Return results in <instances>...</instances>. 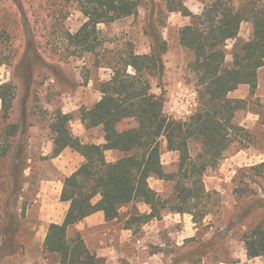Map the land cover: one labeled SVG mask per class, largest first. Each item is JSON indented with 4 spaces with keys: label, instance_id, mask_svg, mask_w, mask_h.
Wrapping results in <instances>:
<instances>
[{
    "label": "rangeland",
    "instance_id": "374dc122",
    "mask_svg": "<svg viewBox=\"0 0 264 264\" xmlns=\"http://www.w3.org/2000/svg\"><path fill=\"white\" fill-rule=\"evenodd\" d=\"M61 1L0 0V28L16 37L14 49L19 51L13 66L0 67V84H13L16 93L8 120L0 103V264H59L56 255L45 251L44 242L50 225L65 219L69 204L61 201L63 182L84 158L72 149L54 157V116L58 111L73 115L70 126L76 137L84 143L104 144L102 128L86 129L79 120L80 110L101 100L100 85L111 80L112 66L126 50L140 55L152 52L149 33L158 27V20L164 24L161 33L168 53L163 75L151 80L152 91L164 93L165 112L172 119L187 121L199 107L196 79L189 70L193 55L179 40L180 31L192 19L171 10L183 3L200 15L206 5L203 0H139L135 16L99 25L101 46L95 53L63 38L62 32L76 34L86 18L74 0H65L61 12ZM251 36L252 25L243 23L239 38L247 41ZM234 43L228 42V64L233 61ZM10 56L12 52L0 44V61H9ZM239 90L249 106L237 114L236 123L249 130L251 143H235L219 168L206 174L210 198L202 206L205 217L198 224L190 214L176 217L166 210L159 219L127 230L133 215L151 211L138 201L123 207L113 222H106L104 213L93 215L70 236L80 233L105 264H189V258L198 256L203 264H264L262 258H248L243 241V235L264 217V173L256 177L251 171L264 163V68L254 96L248 85ZM6 123L19 126V132L8 137ZM135 125L126 121L120 129ZM190 147L193 156L200 152L198 143ZM161 148L162 163L175 172L179 154L168 150L164 138ZM123 156L107 152L112 162ZM150 185L162 199L172 196L173 182L152 178Z\"/></svg>",
    "mask_w": 264,
    "mask_h": 264
},
{
    "label": "trees",
    "instance_id": "16d2710c",
    "mask_svg": "<svg viewBox=\"0 0 264 264\" xmlns=\"http://www.w3.org/2000/svg\"><path fill=\"white\" fill-rule=\"evenodd\" d=\"M86 18L76 33L62 32L72 46L95 53L101 46L99 25L112 24L135 16L139 0H74ZM205 9L193 14L183 3L172 12H181L192 23L180 31V44L193 55L189 70L194 75L199 95L197 112L187 121L170 118L165 112L164 93L152 91L151 80L164 73L163 58L168 44L162 36L164 24L149 33L153 39L150 54H136L126 50L121 60L113 65L111 80L100 85L102 98L92 108H82L79 120L86 129L102 128L105 143H84L71 130L74 116L58 111L54 116V157L66 149L78 152L82 165L63 182L61 201L69 204L61 224H51L44 242L46 252L56 255L59 264H105L103 258L92 253L80 233L70 232L87 218L103 212L106 222L120 218L123 207L141 202L150 207L149 213L133 215L126 227L148 224L169 210L176 214H190L195 223L205 217L202 206L210 198L205 177L209 170H217L226 153L235 143H251V133L236 123L237 114L247 110L245 99L231 98L230 94L248 85L252 96L259 84V71L264 68V0H203ZM68 3L61 1L60 11ZM55 20L59 19L55 17ZM243 23L252 25V36L239 38ZM59 28L55 26L54 32ZM19 35L21 31L17 32ZM16 37L0 28V44L12 52L3 65L13 66L19 51L14 49ZM234 41L233 61L227 63V46ZM133 73L129 72V69ZM13 84H0V103L5 120L15 100ZM126 121L135 126L121 130ZM7 136H15L19 126L6 123ZM165 139L170 152L179 154L178 167L169 172L162 163L161 140ZM201 146L193 156L191 143ZM107 152L124 156L112 162ZM256 177H262L264 163L252 167ZM173 182L170 199H162L150 185V179ZM242 191L237 193L242 196ZM257 202H261L259 199ZM248 213H251L249 209ZM245 217V215L243 216ZM249 259L264 260V217L244 235ZM187 260V259H186ZM185 260V261H186ZM189 264H203L202 257L187 260Z\"/></svg>",
    "mask_w": 264,
    "mask_h": 264
},
{
    "label": "crops",
    "instance_id": "0c3cea01",
    "mask_svg": "<svg viewBox=\"0 0 264 264\" xmlns=\"http://www.w3.org/2000/svg\"><path fill=\"white\" fill-rule=\"evenodd\" d=\"M244 86V85H243ZM239 93H240V90L238 89L237 91H235V92H232L231 94H230V97L231 98H235V99H245V97H242V96H239ZM103 214V212H99V214ZM104 215V214H103ZM174 216H176V217H180V214H176V213H174ZM92 217V216H91ZM91 217H89V218H87L86 220H88V219H90ZM85 220V221H86ZM78 226V225H77Z\"/></svg>",
    "mask_w": 264,
    "mask_h": 264
}]
</instances>
